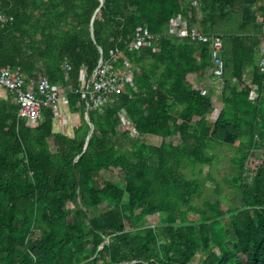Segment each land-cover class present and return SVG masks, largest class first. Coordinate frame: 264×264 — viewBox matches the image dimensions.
<instances>
[{
    "label": "trees",
    "instance_id": "16d2710c",
    "mask_svg": "<svg viewBox=\"0 0 264 264\" xmlns=\"http://www.w3.org/2000/svg\"><path fill=\"white\" fill-rule=\"evenodd\" d=\"M191 2L0 0L12 16L0 27V66L70 86L62 128L51 107L26 124L0 88V264H189L197 254L199 264H264V0ZM177 16L221 36L220 88L207 79L210 45L168 35ZM144 26L163 36L129 50ZM98 48L115 66L128 59L136 89L88 111L84 149L90 123L75 88ZM217 145L235 147L224 185L212 174ZM250 157L261 160L251 168ZM103 170L120 181L100 185Z\"/></svg>",
    "mask_w": 264,
    "mask_h": 264
},
{
    "label": "built area",
    "instance_id": "2783aa9c",
    "mask_svg": "<svg viewBox=\"0 0 264 264\" xmlns=\"http://www.w3.org/2000/svg\"><path fill=\"white\" fill-rule=\"evenodd\" d=\"M193 6H198V0H192ZM200 15V13H199ZM12 16L0 11V27L10 21ZM257 21L263 23L262 35L264 37V15L257 14ZM168 35L178 38H189L195 42L208 43L213 61V67L209 70V82L216 88H220L223 83V60L221 57L222 38L219 34H205L197 27H189L186 18L177 16L175 21L168 26ZM163 34L153 33L147 26L138 29L129 44V50L137 49L141 46L156 44ZM99 49V59L91 71L81 68L78 87L75 91L85 103V116L91 109L101 108L112 103L117 97L127 91L128 86L136 89L133 82V70L126 57L120 61L119 65H113L115 56L105 58ZM156 51L158 48L153 47ZM260 64L264 66V58L260 59ZM70 64L63 61V72L65 78L68 76ZM0 88H3L9 95L11 101L18 108V115L25 117L26 124H33L42 119L43 110L51 107L57 113L56 119L61 127H66L70 119L69 113L63 108L62 101L70 86L63 87L60 84L51 85L49 79L43 75L26 76L20 66L2 65L0 66ZM202 91L207 90L202 86ZM251 99L257 97V85L251 84L249 93ZM136 134L129 120L125 122Z\"/></svg>",
    "mask_w": 264,
    "mask_h": 264
},
{
    "label": "rangeland",
    "instance_id": "374dc122",
    "mask_svg": "<svg viewBox=\"0 0 264 264\" xmlns=\"http://www.w3.org/2000/svg\"><path fill=\"white\" fill-rule=\"evenodd\" d=\"M205 84L206 83L204 82L203 85H205ZM219 107H220V104H218L217 108L214 109V111H213L214 114L218 113ZM142 139L145 141H148V142L155 143V144H158L160 142V137H155L153 135L143 136ZM169 139L176 140L177 137L172 136V137H169ZM234 148H235L234 146L226 147V146H218L217 145V146H215V149H214L216 151V154H217L216 159L217 158H219V159L216 160L217 162L212 167V174L222 185H224V183L222 182L223 178H226V177L231 178L235 174V166H233L232 162L229 161L230 154L233 153ZM260 160H261L260 157L256 158V159L254 157H250V159L248 161V163H249L248 165L252 168L254 166V164L259 163ZM205 170H207V168H205ZM104 180H113L115 182L120 181L119 177L116 174L111 173L109 170L100 171V173L98 175V183L100 185H102ZM205 186H206V188L211 189L213 186V181L207 180ZM223 187L226 188L225 186H223ZM223 202H224V206L226 207L229 205L230 201H228V198L227 199L225 198ZM198 203H200V200L198 201ZM68 206H72V204L69 203ZM157 218H158V215L149 216L148 217V223L151 224V222H153V224H155V222L157 221ZM190 218H196V215L195 214L190 215ZM199 256L200 255L197 254L189 262V264H199V262H200V261H198Z\"/></svg>",
    "mask_w": 264,
    "mask_h": 264
},
{
    "label": "water",
    "instance_id": "95a60500",
    "mask_svg": "<svg viewBox=\"0 0 264 264\" xmlns=\"http://www.w3.org/2000/svg\"><path fill=\"white\" fill-rule=\"evenodd\" d=\"M101 2H102V0H100V4H101ZM93 18H94V15L92 16V19H91V23H90V34H91V36L93 37V29H92V22H93ZM86 120H88L89 121V118H88V116H87V114H86ZM89 123H90V131H89V133H88V136H87V138H86V142H85V145H84V149H85V147H86V145H87V140H88V138H89V136H90V134H91V132H92V130H93V125H92V123L89 121Z\"/></svg>",
    "mask_w": 264,
    "mask_h": 264
},
{
    "label": "crops",
    "instance_id": "0c3cea01",
    "mask_svg": "<svg viewBox=\"0 0 264 264\" xmlns=\"http://www.w3.org/2000/svg\"><path fill=\"white\" fill-rule=\"evenodd\" d=\"M207 79H208V77H207ZM204 81H205L204 78H203V79L197 78L196 83H197L199 86H201V85L203 86Z\"/></svg>",
    "mask_w": 264,
    "mask_h": 264
},
{
    "label": "clouds",
    "instance_id": "9594fccd",
    "mask_svg": "<svg viewBox=\"0 0 264 264\" xmlns=\"http://www.w3.org/2000/svg\"><path fill=\"white\" fill-rule=\"evenodd\" d=\"M154 216V215H153ZM152 224H153V222H152Z\"/></svg>",
    "mask_w": 264,
    "mask_h": 264
}]
</instances>
